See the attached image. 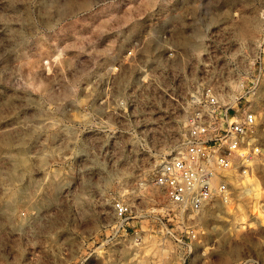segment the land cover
<instances>
[{"label": "rangeland", "instance_id": "1", "mask_svg": "<svg viewBox=\"0 0 264 264\" xmlns=\"http://www.w3.org/2000/svg\"><path fill=\"white\" fill-rule=\"evenodd\" d=\"M260 30L245 0H0V264H221V249L225 264H253L264 212L244 188L187 215L196 238L180 254L158 245L157 217L175 222L151 177L205 85L256 113L264 148ZM86 179L99 182L90 195ZM113 199L144 230L138 247L109 238Z\"/></svg>", "mask_w": 264, "mask_h": 264}, {"label": "built area", "instance_id": "2", "mask_svg": "<svg viewBox=\"0 0 264 264\" xmlns=\"http://www.w3.org/2000/svg\"><path fill=\"white\" fill-rule=\"evenodd\" d=\"M260 24L254 43L257 59L264 53V23ZM252 77L244 92L251 91L255 85L256 78ZM235 100L238 98L223 96L211 85L195 90L189 98L191 107L184 117L178 140L180 147L163 157L152 173L151 183L164 196L162 209L171 213L167 220L175 222V228H168L163 218L157 217L154 234L163 251H168L167 242H174L170 252L188 253L196 232L186 224L187 215L193 220L209 205L228 206L235 186L240 187L259 169L264 173V148L257 136L258 117L248 107H238ZM185 172L197 175L198 179L189 184ZM111 208L114 223L109 238L122 237L128 232L131 244L141 245L144 230L129 224L133 219L129 205L113 199ZM180 261L179 264L184 263V258Z\"/></svg>", "mask_w": 264, "mask_h": 264}, {"label": "clouds", "instance_id": "3", "mask_svg": "<svg viewBox=\"0 0 264 264\" xmlns=\"http://www.w3.org/2000/svg\"><path fill=\"white\" fill-rule=\"evenodd\" d=\"M35 2H37L41 8L43 9L44 6L47 5L48 0H35ZM106 2V0H101V3ZM251 3L252 5H254V13H255V19L257 20V22H262L264 23V0H245V3ZM51 11V9H49V12ZM49 13H44V15H48ZM197 56L200 55V53H196ZM79 103V101H78ZM193 103H196L195 101H193ZM118 106L120 107H124L125 106V101L124 100H118ZM191 107V105L189 106ZM167 147V146H166ZM177 147H180L179 143L177 142ZM186 147V145L184 146ZM168 151H171L172 149L169 147L167 148ZM161 159V154H158V161ZM119 161L117 160V163ZM96 163L94 162L92 167H96ZM100 167L104 168L105 170H107L106 165L100 164ZM130 174V173H126ZM84 176H89L88 171H84L83 172ZM110 176H112V173H109ZM185 179L189 184H192L194 181H196L198 179V176L193 174V175H189L187 172L184 173ZM119 179H123V176H121ZM119 179L116 180V183H119ZM0 180H2V178H0ZM99 184V182H97V184H93L91 179H86L83 181V190L85 192H87L89 195L91 194V191L97 187ZM70 187V185H69ZM221 253V264H225L224 260H223V256L225 255V250L221 249L220 250ZM261 258H264V251H260L258 250V254H257V260L253 261V264H259V260ZM232 264H247V260L240 262L239 261V257H236L233 254V260H232Z\"/></svg>", "mask_w": 264, "mask_h": 264}, {"label": "bare ground", "instance_id": "4", "mask_svg": "<svg viewBox=\"0 0 264 264\" xmlns=\"http://www.w3.org/2000/svg\"><path fill=\"white\" fill-rule=\"evenodd\" d=\"M245 20L246 19H244L243 21H245ZM257 28H258V26L254 25V24L248 25V27H246V31H248L247 35H252V32L255 31ZM255 115H256V113H255ZM256 117H257V115H256ZM251 178H253V179H251ZM240 186L242 189L244 188L245 194L248 195L252 199V201H255L253 207H257V210L259 212L260 211L264 212V205L260 204L262 187H261L259 180L256 179V177H248L243 181V183ZM242 218L240 219L241 221L243 220ZM244 220H243V222H244Z\"/></svg>", "mask_w": 264, "mask_h": 264}]
</instances>
